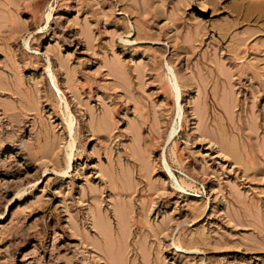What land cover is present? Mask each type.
Instances as JSON below:
<instances>
[{
    "label": "rangeland",
    "instance_id": "1",
    "mask_svg": "<svg viewBox=\"0 0 264 264\" xmlns=\"http://www.w3.org/2000/svg\"><path fill=\"white\" fill-rule=\"evenodd\" d=\"M0 264H264V0H0Z\"/></svg>",
    "mask_w": 264,
    "mask_h": 264
},
{
    "label": "bare ground",
    "instance_id": "2",
    "mask_svg": "<svg viewBox=\"0 0 264 264\" xmlns=\"http://www.w3.org/2000/svg\"><path fill=\"white\" fill-rule=\"evenodd\" d=\"M27 42V41H26ZM171 70V69H170ZM48 72H49V74H50V77H51V80H52V82H53V85H54V87H55V89H57L58 91H59V87H58V84H57V81H56V78L53 76V74L50 72V70L48 69ZM171 73V78H169V79H167V84H168V87H169V89H170V91H171V93H172V96L174 97V99H175V103H176V105H177V112H178V117H181L182 116V112H181V108H182V106H181V103L179 104L178 103V101H179V99H180V95H181V90H180V87H179V85L177 84V78H176V75H175V73L173 72V71H171L170 72ZM60 95V94H59ZM65 105H66V110L67 111H69L68 110V107H67V103H64ZM69 116V117H68ZM68 116H67V123H68V128H69V131H70V135H71V137H72V140H73V143H74V137H73V118H72V116H71V114L70 113H68ZM106 123V122H105ZM103 125H104V122H103ZM108 125V124H107ZM176 129H177V126H174L173 127V130H171L172 132H170V135H172L175 131H176ZM73 143H72V145L70 146V147H73L74 145H73ZM73 149V148H72ZM72 149H70L69 151H67L66 152V167H71V165H72V159H73V154H72ZM160 156V155H159ZM163 156V155H162ZM161 157V156H160ZM162 161V160H161ZM165 161V160H164ZM144 164V163H143ZM164 165H165V163H164ZM167 165V164H166ZM146 167V166H145ZM147 168V167H146ZM142 169V168H141ZM168 169V168H167ZM169 170V169H168ZM64 173H67V171H64ZM125 175V174H124ZM104 176V175H103ZM120 180V179H119ZM29 183V182H28ZM123 185V184H122ZM131 185V184H130ZM128 186V185H127ZM116 212V211H115ZM118 213H119V211H118ZM117 215V214H116ZM119 216V215H118ZM118 218H120V217H118ZM100 221V220H99ZM95 222V221H94ZM98 222V221H97ZM101 222V221H100ZM104 222V221H103ZM103 224V223H102ZM94 226L96 227V229L97 230H99L100 231V228H101V226L100 227H98V224L95 222L94 223ZM103 226V225H102ZM94 227V228H95ZM103 232V231H102ZM101 231H100V233L101 234H103ZM105 235H107V234H105ZM104 235V236H105ZM112 236V235H111ZM120 247V246H119ZM120 252V251H119ZM120 261V260H119Z\"/></svg>",
    "mask_w": 264,
    "mask_h": 264
}]
</instances>
